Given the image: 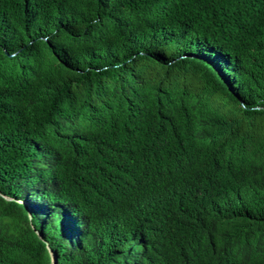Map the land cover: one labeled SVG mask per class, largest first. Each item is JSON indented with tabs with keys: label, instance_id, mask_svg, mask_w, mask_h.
<instances>
[{
	"label": "trees",
	"instance_id": "1",
	"mask_svg": "<svg viewBox=\"0 0 264 264\" xmlns=\"http://www.w3.org/2000/svg\"><path fill=\"white\" fill-rule=\"evenodd\" d=\"M0 264H264V0H0Z\"/></svg>",
	"mask_w": 264,
	"mask_h": 264
}]
</instances>
